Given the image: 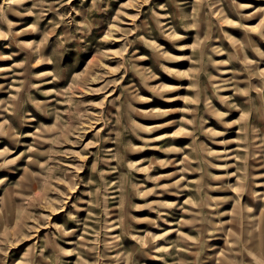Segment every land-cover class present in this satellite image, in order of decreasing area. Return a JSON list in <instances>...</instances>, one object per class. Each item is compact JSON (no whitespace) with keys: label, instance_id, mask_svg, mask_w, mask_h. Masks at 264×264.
I'll list each match as a JSON object with an SVG mask.
<instances>
[{"label":"rangeland","instance_id":"374dc122","mask_svg":"<svg viewBox=\"0 0 264 264\" xmlns=\"http://www.w3.org/2000/svg\"><path fill=\"white\" fill-rule=\"evenodd\" d=\"M0 264H264V0H0Z\"/></svg>","mask_w":264,"mask_h":264},{"label":"bare ground","instance_id":"6f19581e","mask_svg":"<svg viewBox=\"0 0 264 264\" xmlns=\"http://www.w3.org/2000/svg\"><path fill=\"white\" fill-rule=\"evenodd\" d=\"M259 193H261V192H259Z\"/></svg>","mask_w":264,"mask_h":264}]
</instances>
